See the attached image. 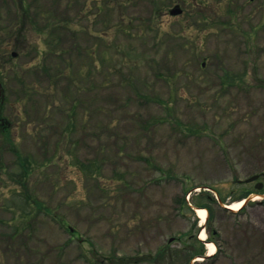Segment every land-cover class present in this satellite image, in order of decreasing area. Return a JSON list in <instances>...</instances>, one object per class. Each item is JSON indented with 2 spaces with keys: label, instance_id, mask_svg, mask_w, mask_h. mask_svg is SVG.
Returning a JSON list of instances; mask_svg holds the SVG:
<instances>
[{
  "label": "rangeland",
  "instance_id": "374dc122",
  "mask_svg": "<svg viewBox=\"0 0 264 264\" xmlns=\"http://www.w3.org/2000/svg\"><path fill=\"white\" fill-rule=\"evenodd\" d=\"M0 79V264H264V0H0Z\"/></svg>",
  "mask_w": 264,
  "mask_h": 264
},
{
  "label": "flooded vegetation",
  "instance_id": "af4514ba",
  "mask_svg": "<svg viewBox=\"0 0 264 264\" xmlns=\"http://www.w3.org/2000/svg\"><path fill=\"white\" fill-rule=\"evenodd\" d=\"M14 107L6 100V90L4 87L3 79H0V135L10 129L12 121L9 117L7 108Z\"/></svg>",
  "mask_w": 264,
  "mask_h": 264
},
{
  "label": "bare ground",
  "instance_id": "6f19581e",
  "mask_svg": "<svg viewBox=\"0 0 264 264\" xmlns=\"http://www.w3.org/2000/svg\"><path fill=\"white\" fill-rule=\"evenodd\" d=\"M241 203H242V201H234L233 203L228 204V207H230L233 210H238L240 205H241ZM196 213H197V215H198V217L200 219V223H203V221L205 219L206 211L203 208H197L196 209ZM205 236H206V232L204 230H202L200 232V234H199V237L201 239H205L206 240ZM207 245L212 246V244H207ZM210 250H212V248H210Z\"/></svg>",
  "mask_w": 264,
  "mask_h": 264
},
{
  "label": "water",
  "instance_id": "95a60500",
  "mask_svg": "<svg viewBox=\"0 0 264 264\" xmlns=\"http://www.w3.org/2000/svg\"><path fill=\"white\" fill-rule=\"evenodd\" d=\"M170 12H171V14L179 13V12H180V8H178V7H174V8H172V9L170 10ZM256 177H257V175H253V176L249 177V178L247 179V181L253 180V179H255ZM256 187H260V185H256Z\"/></svg>",
  "mask_w": 264,
  "mask_h": 264
},
{
  "label": "trees",
  "instance_id": "16d2710c",
  "mask_svg": "<svg viewBox=\"0 0 264 264\" xmlns=\"http://www.w3.org/2000/svg\"><path fill=\"white\" fill-rule=\"evenodd\" d=\"M241 196H244V195H241Z\"/></svg>",
  "mask_w": 264,
  "mask_h": 264
}]
</instances>
